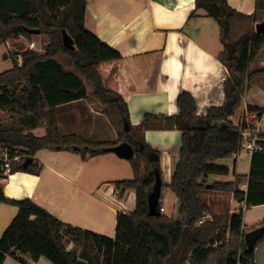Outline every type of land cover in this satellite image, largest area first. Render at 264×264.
Wrapping results in <instances>:
<instances>
[{
  "label": "trees",
  "instance_id": "obj_1",
  "mask_svg": "<svg viewBox=\"0 0 264 264\" xmlns=\"http://www.w3.org/2000/svg\"><path fill=\"white\" fill-rule=\"evenodd\" d=\"M194 3L218 24L222 49L216 59L227 74L216 78L208 89L180 90L176 95L178 114L145 113L138 126L140 130L181 131L178 159L168 184L179 204V216L173 218L159 211L161 196L158 214H148L147 195L153 190L156 173L162 181L160 152L141 135L132 134L128 120L127 101L132 91L154 88L156 68L147 77V86L144 80L140 79L142 84L138 81L146 72L144 59H140L145 54L123 56L88 30L84 25L86 0H0L1 41L30 36L29 28H38L49 38L44 53L25 50L20 65L14 62L10 70L0 73V109L17 114L9 124L0 121V144L11 148V155H25L11 163L9 173H38L41 166L32 156L42 148L78 150L85 156L127 141L134 148V156L129 158L132 177L114 183L120 190L128 188L135 193L134 210L116 215L115 234L109 237L65 223L28 197H6L0 184V201L18 207L0 235V264L7 255L22 264L27 263L26 257H44L52 264H167L171 259L174 264L252 262L254 248L248 249L243 239V214L212 213L201 194L209 188H222L248 206L264 204V140L259 142L262 149L251 154L246 174H237L231 181H215L209 187L202 180L208 174L228 173V167L219 161L228 159L239 143L238 128L229 117L240 107L250 82L264 76V69H249L264 48V32L255 28L264 19V0H255L250 13L227 0ZM62 28L73 38V50L63 46ZM59 56L66 58L71 68H65L57 60ZM85 82L92 85V95L104 105L117 141L92 142L73 133H59L57 106L87 97ZM247 109L264 110L256 105H247ZM38 126L44 127V135L31 132ZM28 157L31 160L24 164ZM6 176L0 170V179ZM242 179L245 190L239 188ZM207 214L211 219L199 222ZM67 240L72 243L70 249Z\"/></svg>",
  "mask_w": 264,
  "mask_h": 264
},
{
  "label": "crops",
  "instance_id": "obj_2",
  "mask_svg": "<svg viewBox=\"0 0 264 264\" xmlns=\"http://www.w3.org/2000/svg\"><path fill=\"white\" fill-rule=\"evenodd\" d=\"M227 2L232 6L230 0ZM246 4V0H238L233 7L245 13L252 12L254 5L243 10ZM214 20L203 8H195L194 0H86L84 25L88 30L123 56L145 54L140 57L141 60L144 59L142 66H146L142 80L147 79L152 69L156 68L154 88L148 91L135 89L127 101L128 120L136 130H140L138 126L145 113L178 114L176 95L180 90L208 89L216 78L227 74L226 68L216 59L222 44L219 40V28ZM57 60L65 68H71V64L63 56L57 57ZM256 62L259 68L264 69V48L258 54ZM254 79L242 97L244 96L248 105L264 108V76ZM85 85L87 97L57 106L59 133H73L86 140L94 135L101 141H117V132L103 112L104 105L92 95V85L88 82ZM201 99L200 104L203 105L204 98ZM239 110L241 112L242 108ZM229 119L234 120V115ZM142 131L143 139L151 147H154L151 136L166 143L177 140L172 150L168 145H163L161 149L154 147L160 152V168L162 174L165 172L167 176L168 187L178 159L175 152L181 145V131ZM31 132L36 136L45 133L40 126L31 129ZM117 143L119 142L115 144ZM32 159L41 166L38 173L15 171L0 179L6 197H28L65 223L109 237H114L115 234L116 215L135 207L134 191L128 188L120 190L115 186L114 181L125 178L122 175L128 174L129 169L127 164L120 161L124 158L111 151L103 150L92 155L86 152L82 156L78 150L42 148L34 153ZM223 161L225 160H220L219 163L224 164ZM249 163L248 156L246 170H237V161L233 162L231 170L224 164L228 167L227 174H220V177L208 174L202 180L208 187L215 181H231L237 174H246ZM243 183L245 181L240 182ZM216 191L218 190L212 192ZM174 198V218H178L179 204L177 198ZM205 201L212 213H230L231 209L239 205L231 191L223 207L216 208L219 205L216 204L213 209L210 200ZM17 211L16 205L0 201V235ZM242 217V230L246 232L256 227L264 219V204L249 205ZM65 245L67 249L72 247L68 240ZM25 259L26 264H52L44 257L38 260L29 257ZM3 264L22 263L7 255ZM250 264H264V238L255 245Z\"/></svg>",
  "mask_w": 264,
  "mask_h": 264
},
{
  "label": "rangeland",
  "instance_id": "obj_3",
  "mask_svg": "<svg viewBox=\"0 0 264 264\" xmlns=\"http://www.w3.org/2000/svg\"><path fill=\"white\" fill-rule=\"evenodd\" d=\"M237 1L238 0H230V3L232 4V6H235L234 4H237ZM254 2H255V0H246L247 4L244 6L243 10L253 6ZM215 22H214V24H216ZM216 26L218 27V24H216ZM31 41H33L35 43V48L39 49V50H35L34 48H29L28 44ZM48 42H49L48 36L46 34H43V33H40V32L38 34L32 33L30 36L19 35V36H16V37H10L6 41H1L0 40V73L4 72V71H7V70H10L12 68V65H13L14 62H16V63H18V65H20L21 64V60H22V53L25 50L31 49V50H34L36 53H44L45 50H46L45 45ZM37 51H39V52H37ZM257 57H258V55H257ZM257 57L250 64L249 69L250 68L252 70L253 69H262V68H259L257 66L258 65V63L256 62ZM140 79L141 78L139 77L138 81L140 82V84H142ZM254 80H256V77H255ZM144 85L145 86L148 85L147 84V79L144 80ZM246 88H245V90H246ZM245 90H244V92H245ZM247 105H248V103H246V105L241 103L239 108H242V110L245 109V111L247 112L248 117H249V119L251 121H255L258 118V116H260L261 114L264 113V110L261 113H259L258 111H249L247 109ZM239 108L235 111L236 115L234 114V120H231V122L233 123L234 126H236L239 118H241L242 110H241V112H239L240 111ZM251 116H252V118H251ZM16 118H17V114L15 112H12L10 109H3V110L0 109V121H2L3 123L9 124L12 121H15ZM260 126L264 127V122H262V123L260 122ZM40 127L44 128L43 126H40ZM137 131L138 132H136V129L134 127L132 128V134H136V135H139V136L141 135V137L143 138V131L142 130H138V129H137ZM89 137L90 138H88V139L91 140L92 142H100V143L101 142H107V140L101 141L99 139V137H96L94 135L93 136H89ZM98 140H100V141H98ZM151 140L153 142L154 147H157L158 149H161V147L163 145L164 146L168 145V148L171 149V150H172V148L174 149V145H176V141H177V140H175L174 142L171 141V142H167L166 143L165 141L162 142L159 139H154L153 136H151ZM144 141H146V140H144ZM154 147H152V148H154ZM157 148H154V149L157 150ZM16 149L19 150L20 148H16ZM178 149H179V147L176 148L177 151L175 152V157L176 158L178 156V153H177ZM99 152H103V151H99ZM19 155H21V154H19ZM23 156H25V155H21L20 157L22 158ZM120 161H122V163L127 164V167L129 169V173L128 174H123L122 177L131 178L132 177V173H131L132 170H131V164H130L129 158L128 159H121ZM223 162H224V164L228 165L230 170L233 169V162H232L231 159H229V158L227 160L225 159V161H223ZM247 167H248V155L246 153L242 152L241 155L239 156L238 160H237V170H246ZM164 174H165V172L162 174L163 191H162L161 200H160V201H162L163 206H164V211L162 213L165 214V215H168L169 217H173L174 218L175 217L174 216L175 215V207H176V205H174V202H175V198L174 197H175V195L170 190V188L167 187L166 182L168 180H167L166 174L165 175ZM213 175L216 176V177H220L219 176L220 174H213ZM241 181L243 182L244 180L242 179ZM216 190H218V191L212 192L213 190H206V191L202 192V194H201L204 199L210 200V204L212 205L213 209L216 207V204H219L218 207H216V208H220L221 206L223 207L224 206V202L229 197V193H230L229 190H226V189L224 190L222 188L216 189ZM219 192H221V194H219ZM133 210H134V208H130V209L127 208V212L128 213H131ZM202 219L203 220L211 219V216L205 215ZM174 262H175V260L171 259V260L168 261L167 264H174Z\"/></svg>",
  "mask_w": 264,
  "mask_h": 264
},
{
  "label": "built area",
  "instance_id": "obj_4",
  "mask_svg": "<svg viewBox=\"0 0 264 264\" xmlns=\"http://www.w3.org/2000/svg\"><path fill=\"white\" fill-rule=\"evenodd\" d=\"M29 48H34L35 50H39L35 48V43L31 41L28 44ZM41 50V49H40ZM39 52V51H37ZM242 103L246 105V101L242 97ZM252 118V116H251ZM260 122H264V113L258 116L255 121H251L248 117L247 112L245 109L242 110L241 118H239L236 127L238 128L239 132V143L237 149L231 153L229 159L233 162L237 161L241 153H246L249 157L255 151L261 150L262 147L259 144L260 141H263V133L264 127L260 126ZM21 155L15 153L11 155V148L0 144V170L2 171L3 175H8L11 167V163L15 161H19ZM239 188L242 190L246 189V184H239ZM248 204H246L245 200H240L239 205L236 208L231 209L230 213H242L246 210ZM164 207L163 205L160 206L159 211L163 212ZM201 219L199 222H203ZM241 264V263H237ZM250 264V263H245Z\"/></svg>",
  "mask_w": 264,
  "mask_h": 264
},
{
  "label": "water",
  "instance_id": "obj_5",
  "mask_svg": "<svg viewBox=\"0 0 264 264\" xmlns=\"http://www.w3.org/2000/svg\"><path fill=\"white\" fill-rule=\"evenodd\" d=\"M257 32H264V19L256 24ZM28 31L30 33L38 34L40 30L38 28H29ZM61 41L64 47L68 49H74L75 44L73 38L68 34L66 29H61ZM128 128V125H125V129ZM105 151H111L115 153L118 157L128 159L134 156V148L127 141H121L117 144L104 147ZM31 160V157L26 158L24 164ZM162 181L158 173L155 174V182L153 186V190L150 191L147 195V207L148 214L156 215L158 214L157 205L159 202V197L162 194L161 190ZM264 235V224L257 225L256 227L246 231L243 235L245 246L248 249H252L255 247L258 240H260Z\"/></svg>",
  "mask_w": 264,
  "mask_h": 264
}]
</instances>
